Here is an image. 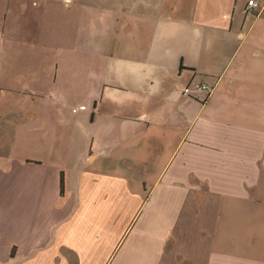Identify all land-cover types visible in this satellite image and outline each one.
<instances>
[{
  "label": "crops",
  "instance_id": "obj_1",
  "mask_svg": "<svg viewBox=\"0 0 264 264\" xmlns=\"http://www.w3.org/2000/svg\"><path fill=\"white\" fill-rule=\"evenodd\" d=\"M249 1L1 0L0 264H264Z\"/></svg>",
  "mask_w": 264,
  "mask_h": 264
},
{
  "label": "built area",
  "instance_id": "obj_2",
  "mask_svg": "<svg viewBox=\"0 0 264 264\" xmlns=\"http://www.w3.org/2000/svg\"><path fill=\"white\" fill-rule=\"evenodd\" d=\"M261 0H250L247 2L248 14H256L260 11ZM215 91V85L199 79H194L183 88V96L206 103Z\"/></svg>",
  "mask_w": 264,
  "mask_h": 264
},
{
  "label": "rangeland",
  "instance_id": "obj_3",
  "mask_svg": "<svg viewBox=\"0 0 264 264\" xmlns=\"http://www.w3.org/2000/svg\"><path fill=\"white\" fill-rule=\"evenodd\" d=\"M1 4H2V2H1V0H0V10H1ZM6 23H7V21H6V19H4V17L3 16H1V11H0V30H1V28H3L4 26H6ZM23 25H21L20 23L18 24V26H17V24H15V22H14V24H12V26H10L9 28L12 30V31H10L9 30V36L11 37V36H13L14 37V39L13 40H15L16 38H18V37H21V35H22V29H23V27H22ZM16 29L18 30V31H16ZM1 32V31H0ZM16 32H17V34H16ZM0 37H1V35H0ZM14 44V43H13ZM20 44V43H19ZM15 45V50L14 49H12L11 51H9L8 52V54L9 53H11L12 52V57H8V59H13V60H30L31 58H32V55L33 54H35V51L33 50V48L29 45V44H27V45H23V47H24V49L23 50H21L20 49V46L21 45H17L16 43L14 44ZM25 51V52H24ZM22 54V55H21ZM3 55H2V53H0V57H2ZM8 56V55H7ZM0 70H1V67H0ZM9 73H7L6 74V76L8 75ZM4 81H13V83H14V81L16 82L15 84L16 85H20V86H24V85H28V83L29 82H27L28 80L26 79V78H24L23 79V81L22 82H20L18 79H6V78H4ZM0 88H2L1 87V84H0Z\"/></svg>",
  "mask_w": 264,
  "mask_h": 264
},
{
  "label": "trees",
  "instance_id": "obj_4",
  "mask_svg": "<svg viewBox=\"0 0 264 264\" xmlns=\"http://www.w3.org/2000/svg\"><path fill=\"white\" fill-rule=\"evenodd\" d=\"M64 183H65V182H64V180H63V183H62V189H64Z\"/></svg>",
  "mask_w": 264,
  "mask_h": 264
}]
</instances>
